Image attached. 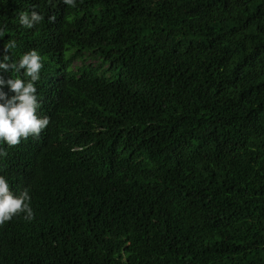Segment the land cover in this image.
Segmentation results:
<instances>
[{
	"label": "trees",
	"instance_id": "16d2710c",
	"mask_svg": "<svg viewBox=\"0 0 264 264\" xmlns=\"http://www.w3.org/2000/svg\"><path fill=\"white\" fill-rule=\"evenodd\" d=\"M0 25L49 118L2 145L33 217L0 264H264V0H3Z\"/></svg>",
	"mask_w": 264,
	"mask_h": 264
},
{
	"label": "clouds",
	"instance_id": "9594fccd",
	"mask_svg": "<svg viewBox=\"0 0 264 264\" xmlns=\"http://www.w3.org/2000/svg\"><path fill=\"white\" fill-rule=\"evenodd\" d=\"M60 2L75 7L76 0ZM18 16V23L24 29H33L45 20L44 14L36 10L21 11ZM47 20L54 23L56 16L49 15ZM5 34V27L0 25V41L3 42L0 46V158L7 155L2 145L16 146L22 139L38 136L49 124L47 116L38 115L40 103L36 82L40 79L43 57L36 49H30L14 58L17 41L11 36L5 41ZM30 201L27 188L15 193L6 177L0 175V224L20 213L31 220Z\"/></svg>",
	"mask_w": 264,
	"mask_h": 264
},
{
	"label": "rangeland",
	"instance_id": "374dc122",
	"mask_svg": "<svg viewBox=\"0 0 264 264\" xmlns=\"http://www.w3.org/2000/svg\"><path fill=\"white\" fill-rule=\"evenodd\" d=\"M75 66H77V64Z\"/></svg>",
	"mask_w": 264,
	"mask_h": 264
}]
</instances>
